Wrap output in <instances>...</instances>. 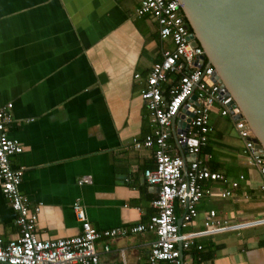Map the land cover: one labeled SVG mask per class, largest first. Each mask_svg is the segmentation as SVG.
I'll return each mask as SVG.
<instances>
[{"label": "crops", "instance_id": "obj_1", "mask_svg": "<svg viewBox=\"0 0 264 264\" xmlns=\"http://www.w3.org/2000/svg\"><path fill=\"white\" fill-rule=\"evenodd\" d=\"M138 5L139 0H0V108L12 104L6 132L23 151L10 165L22 171L19 192L30 207L40 205L35 223L40 240L80 234L75 202L98 231L145 225L156 214L155 187L143 177L155 166L153 152L133 148L132 140L153 129L140 89L163 50L172 46L161 42L151 16L136 15ZM215 116L227 120L212 115L213 131L200 158L209 170L217 164L231 170L232 175L221 173L228 181L241 174L245 180L229 198L220 196V183L204 182L209 194L181 232L202 230L210 210L233 223L264 216L261 178L243 164L235 133L213 125ZM183 124L175 120L169 140V151L180 156L175 132ZM85 177L90 182L80 184ZM175 214H183L178 206ZM17 217L0 181L4 242L18 238ZM155 239L151 232L128 233L102 237L95 248L108 264H150ZM184 256L192 264H264V225L197 238Z\"/></svg>", "mask_w": 264, "mask_h": 264}, {"label": "built area", "instance_id": "obj_2", "mask_svg": "<svg viewBox=\"0 0 264 264\" xmlns=\"http://www.w3.org/2000/svg\"><path fill=\"white\" fill-rule=\"evenodd\" d=\"M136 15L151 16L156 21L161 42H169L172 46L163 50L162 59L152 65L140 89L153 129L142 140H132L133 148L153 152L155 166L145 169L143 177L149 186L158 187L152 202L156 214L145 225L98 231L87 220L82 205L75 202L73 212L80 223V234L57 240L38 239L35 223L40 205L30 207L28 198L19 192L22 171L10 165V158L21 154L23 148L7 135L12 108L8 103L0 108V181L4 198L18 214L15 225L19 228V236L8 242L0 238V264H108L100 260L96 251L95 244L99 239L142 232H151L156 237L148 254L150 264H192L184 252L189 250L195 239L264 225V216L233 223L219 220L216 212L210 210L203 219L202 230L181 232L197 218V205L205 194H209L203 188L204 182L220 183L224 187L220 196L229 198L234 197V190L245 180L241 174L238 181H228L223 174L210 171L205 159L200 158L213 131L210 121L213 114L231 120L235 136L241 143L243 164L254 168L261 178L259 191L263 200L264 154L257 149L253 132L246 122L234 119L238 113H231V97L226 88L214 79V69L206 63L200 64L203 51L200 47L191 46L190 30L186 27L178 1L139 0ZM134 79L138 80L140 76L135 74ZM184 112L188 115L178 117ZM177 118L184 121L175 132V141L188 161L185 173L182 156L169 151L171 126ZM186 156L192 159L187 160ZM89 182L88 177L79 181L80 184ZM175 206L183 212L180 218L175 214ZM108 251L109 247L105 246L104 252Z\"/></svg>", "mask_w": 264, "mask_h": 264}, {"label": "water", "instance_id": "obj_3", "mask_svg": "<svg viewBox=\"0 0 264 264\" xmlns=\"http://www.w3.org/2000/svg\"><path fill=\"white\" fill-rule=\"evenodd\" d=\"M177 1L191 46L203 51L200 64L214 69V79L231 97V113H238L234 119L246 122L264 154V0Z\"/></svg>", "mask_w": 264, "mask_h": 264}, {"label": "rangeland", "instance_id": "obj_4", "mask_svg": "<svg viewBox=\"0 0 264 264\" xmlns=\"http://www.w3.org/2000/svg\"><path fill=\"white\" fill-rule=\"evenodd\" d=\"M224 121V122H223ZM213 125L214 126H216V127H218V128H223V129H227V131H230L232 134H233V136H234V132H233V128H232V124L230 125V124H228L227 123V121L226 120H224V119H220V118H218V117H214L213 118ZM222 123V124H221ZM231 126V127H230ZM225 135V134H224ZM226 139H232L231 138V136H229V135H226V136H224Z\"/></svg>", "mask_w": 264, "mask_h": 264}, {"label": "trees", "instance_id": "obj_5", "mask_svg": "<svg viewBox=\"0 0 264 264\" xmlns=\"http://www.w3.org/2000/svg\"><path fill=\"white\" fill-rule=\"evenodd\" d=\"M226 118H227V117H226ZM227 120H228L229 122H228ZM227 120H226V121H227L228 124H232V123H231V120H230L229 118H227ZM204 150H206V149H204ZM204 150H203V151H204ZM209 151H210V150H209ZM209 168L211 169L210 171H212V172L223 173L225 176L228 175V174H231V175H232V173H233V172H231V170H229V172H228L227 169L222 168L221 166H219V164H217V165H210ZM248 191H249V190L247 189V193H248Z\"/></svg>", "mask_w": 264, "mask_h": 264}]
</instances>
